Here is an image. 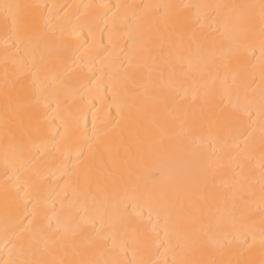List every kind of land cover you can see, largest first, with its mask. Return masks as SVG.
<instances>
[{
    "label": "bare ground",
    "instance_id": "bare-ground-1",
    "mask_svg": "<svg viewBox=\"0 0 264 264\" xmlns=\"http://www.w3.org/2000/svg\"><path fill=\"white\" fill-rule=\"evenodd\" d=\"M10 2L45 6L38 10L42 13L38 22L44 36L39 42L25 40L19 45V53L10 52L6 63L5 41L10 45L12 40L0 26V260L8 259L3 241L5 229L11 234L15 228L23 227L24 238H29L27 221L32 219L29 214L34 208L41 213L52 214L54 209L58 214H66L85 205L83 196L75 195L83 192L85 187V165L80 162L78 152L90 143L95 131L93 126L103 125L108 129L105 141L95 145L96 158L89 161L93 165L90 176L96 200L89 199L87 208L94 214L106 211L103 234L115 238V248L111 252L86 249L90 258L97 261L173 259L166 251L167 237L162 228L163 218L168 215L179 225L192 258L216 259L223 264L251 259L259 264L264 259V249L259 242V234L264 227L261 223L264 149L261 148L262 133L255 113L259 112L264 95V57L260 49L261 30L264 29L260 17L261 0ZM157 5L217 7L201 10L200 27L192 23V7L170 8L164 17L155 7ZM250 5L255 7H247ZM193 26L198 35L207 37L199 47L187 36L181 41L173 35L174 31ZM110 33L120 34L117 44L125 61L133 48L130 35L140 38L134 60L139 65L138 83L148 92L155 88L160 96L175 95L170 91L171 65L178 76L187 73V76H179L180 83L187 89L189 97L196 94L194 107L207 109L230 105L227 111L235 112L239 123L236 135L229 137L226 129L220 133L229 141L223 152L217 151L214 155L208 144L202 142L207 140V136L205 129L200 127L198 114L187 119L180 114L172 120L162 110L158 97L144 95L139 88L136 91L141 93L139 99L143 105L139 130L127 118L120 120L112 103L109 61L94 59L108 45ZM26 35L31 37L33 33ZM48 40H51V46L45 48L44 42ZM80 45L83 47L77 51ZM40 54L45 57L43 64ZM34 55L36 59L33 61ZM32 64L40 69V78L49 76L51 88L60 93L61 101L65 93L74 94L72 107L83 109L80 125L83 136L73 135L65 142L62 138L64 125L59 119L49 120L43 125V134L33 136L31 140L19 127L12 129L14 141L6 135L5 88H11L16 82L19 70ZM49 69H54L58 78L70 87L52 83ZM55 100L52 97L48 106H37L33 104L31 95H22L18 101L22 106L19 115L26 118L28 114L35 113L41 120L45 114L55 117ZM244 108L254 113L255 123L246 141L244 175L247 179L242 193L226 162L231 157H235L233 166L241 161L231 143L243 141L249 131L248 117L239 111ZM61 110H64L63 103ZM79 115H74L73 126L75 116ZM162 126L168 128L167 132L161 131ZM84 155H88L87 151ZM207 177L214 178L216 183L211 200L209 193L201 188ZM249 189L252 195H247ZM242 194L243 201L240 199ZM248 201H251L250 205ZM157 212L161 216L160 223H157ZM149 214L159 232L160 243L157 244L145 240ZM217 221L226 231H231L230 245L226 242L216 246L206 243L208 237L203 226ZM230 221L235 222V229H229ZM32 228H35V222ZM247 232L257 236L251 249L239 238L240 233ZM52 239H55L54 235L48 237V240ZM44 243V238L35 234L32 244L38 253L43 252ZM248 243H251L250 238ZM217 247L226 251L217 252ZM44 258L51 260L55 257L45 252Z\"/></svg>",
    "mask_w": 264,
    "mask_h": 264
},
{
    "label": "snow or ice",
    "instance_id": "snow-or-ice-1",
    "mask_svg": "<svg viewBox=\"0 0 264 264\" xmlns=\"http://www.w3.org/2000/svg\"><path fill=\"white\" fill-rule=\"evenodd\" d=\"M42 5H29L22 3L10 2V0H0V26H2L5 35L12 40L9 45L8 41H5L6 51L5 60L7 63L8 56L11 53H19V45L27 40L29 43L33 41L39 42L43 39L44 33L41 32L39 27V18L42 15L39 9ZM130 7V6H126ZM147 7V6H146ZM160 10V15L166 17L168 15V9L170 8H188L194 9L192 16V23L195 26L202 27L203 12L201 10L212 9L217 6L213 5H157L155 6ZM255 7V6H247ZM135 13H133V18ZM260 17L264 22V0H261L260 5ZM182 28L179 31H174L173 35L183 41L187 36L188 40L196 44L197 47L207 39L206 36L198 35L196 27ZM46 27V25H45ZM32 32L33 36L29 37L26 34ZM119 33H110L109 43L105 46L103 52H100L94 59L108 60V67L112 70L109 79L112 81L113 97L112 103L116 108V115L120 117V120L128 119L129 123L139 130L140 116L142 114L143 105L139 99L141 95L136 89H141L144 95H151L159 98V103L164 112L167 113L172 120H176L178 115L182 114L185 119L198 114V120L200 127L206 131V142L209 149L215 153L217 151L223 152L224 146L228 145V139H225L220 135L223 130L228 131L229 137L237 134V124L239 123V117L235 112L227 111L230 105H216L214 107L205 108L203 106L196 108L194 102L197 99L196 94L188 95L186 88H183L180 83L179 76H187V73H181L179 76L176 74L174 68L169 73L170 91H174L175 95H169L167 97L160 96L158 89H153L148 92L144 89L143 85L138 83V68L134 60L136 46L141 43L140 38L137 36H131L130 39L133 44V48L129 50V58L125 61L120 56V49L117 44V37ZM163 40V38H162ZM171 43V41H169ZM51 46V40L44 42V47L49 48ZM80 45L76 50L82 48ZM111 49V51H109ZM260 49L262 57H264V29L261 30V43ZM36 56H33V61ZM41 64L44 63L45 57L43 54L39 55ZM92 62V61H90ZM13 63H16L13 60ZM52 83H59L62 87H70L63 79H59L54 69H49ZM40 69L36 68L34 64L18 71L16 76V82L11 88L6 86L5 88V130L6 135L13 141L15 140L12 129L17 127L24 130L25 135L32 139L33 136H40L44 132L43 125L49 120L59 119L64 125V132L62 138L67 142L73 135L83 136V129L80 127L83 120V109L80 106L76 108L72 107L74 94L71 92L65 93L63 101L60 99V93L52 90L49 76L45 75L40 78ZM26 77L28 79H26ZM163 80V74H161ZM174 81V83H173ZM91 83V81H89ZM22 95H31L33 97L34 105L48 106L52 97H55V117H48L45 114L43 120L39 118L35 113H30L25 117L19 115L21 105L18 103ZM43 97V100L41 99ZM187 100V104L182 102ZM64 105V110H61V104ZM51 110V109H50ZM243 115L248 117V133L244 136V140L237 142L233 141L231 147L237 150L238 155L241 157L240 163L233 166V160L235 157H231L226 162V167L231 170V177L239 186V190L244 192V182L247 177L244 175V160L247 159L246 141L251 136V131L254 130V113L244 108L239 110ZM76 113H80L79 116H75V126L72 124V119ZM256 118L260 122L261 136V148L264 149V95H262L260 110L255 113ZM25 119L27 122H25ZM154 123H157L153 119ZM117 124L119 121L116 122ZM115 126V125H114ZM94 127V135L90 138V143L85 145L83 149L78 152V158L80 162L85 165L84 173V190L83 192H77L75 195L83 196L85 205L79 209L73 208L72 211L66 214H58L53 209L52 214L41 213L38 208L29 214L32 219L27 223L29 228V238H24L25 229L23 227L15 228L11 234L8 229H5L3 241L5 248L8 252V259L0 260V264H223L216 259H195L190 256V251L184 243L185 236L182 233L179 225L171 221L169 216L166 215L163 218V231L167 237L166 251H168L173 259L160 261V260H103L97 261L90 258L86 249H100L102 251L111 252L115 248V238L107 237L103 234L105 228L106 211L102 213H91L87 208V201L89 199L95 202L96 196L94 195L93 188L91 186V171L93 165L89 161L95 160L94 148L97 144H103L107 135L108 129L105 126ZM166 126L161 127L162 132H167ZM60 135L59 131L57 132ZM242 144L244 145L242 147ZM98 151V149H96ZM87 151L88 155L85 156L84 152ZM264 156V151H262ZM224 166V165H222ZM202 191L209 193L210 200L214 197V190L216 188L215 179L207 177L201 184ZM251 189L248 190L247 195H252ZM261 198L264 203V166H262V180H261ZM240 199L244 200V195L240 196ZM177 203L179 201L177 200ZM249 205L251 201H248ZM139 215V214H138ZM261 223L264 224V208L261 209ZM161 216L157 212V223H160ZM33 222H35V228H32ZM108 226H111L109 224ZM229 229H235V222L230 221L228 225ZM204 234L208 237L206 243L209 245H221L223 243L231 244L230 239L232 233L230 230L226 231L219 221L216 223L209 222L203 226ZM39 234L44 238L45 243L43 246V252L38 253L34 248L32 241L35 239V234ZM55 236V239L48 240L49 236ZM239 238L244 242L248 249H251L257 241V236L253 232L240 233ZM251 243H248V240ZM146 242L150 244L160 243L159 232L156 226L152 223V216H148V225L145 235ZM111 241V242H109ZM259 242L262 249H264V227L261 228L259 234ZM10 245V247H9ZM51 245V246H49ZM70 250V252H69ZM123 250V249H121ZM217 252L226 251L225 248L217 247ZM54 256V259H45L44 253ZM232 264V262H228ZM236 264H256V261L251 259L239 260ZM259 264H264V259L259 261Z\"/></svg>",
    "mask_w": 264,
    "mask_h": 264
}]
</instances>
